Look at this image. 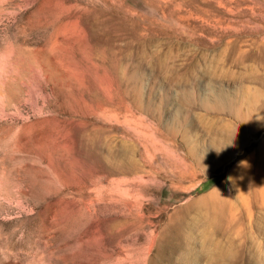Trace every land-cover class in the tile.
<instances>
[{"label": "rangeland", "instance_id": "1", "mask_svg": "<svg viewBox=\"0 0 264 264\" xmlns=\"http://www.w3.org/2000/svg\"><path fill=\"white\" fill-rule=\"evenodd\" d=\"M0 264H264V0H0Z\"/></svg>", "mask_w": 264, "mask_h": 264}]
</instances>
